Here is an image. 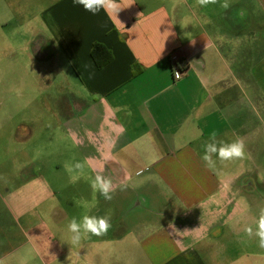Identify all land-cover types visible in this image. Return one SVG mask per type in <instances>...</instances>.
<instances>
[{
  "label": "crops",
  "instance_id": "1",
  "mask_svg": "<svg viewBox=\"0 0 264 264\" xmlns=\"http://www.w3.org/2000/svg\"><path fill=\"white\" fill-rule=\"evenodd\" d=\"M116 3L93 15L73 0H0V264H264L245 232L264 210V0ZM31 41L52 61L31 64ZM95 41L113 56L102 68ZM34 68L70 95L15 118L8 89L36 84ZM213 131L246 157L206 166ZM98 173L111 201L91 189ZM84 215L111 228L74 245L68 223Z\"/></svg>",
  "mask_w": 264,
  "mask_h": 264
},
{
  "label": "clouds",
  "instance_id": "2",
  "mask_svg": "<svg viewBox=\"0 0 264 264\" xmlns=\"http://www.w3.org/2000/svg\"><path fill=\"white\" fill-rule=\"evenodd\" d=\"M197 4L201 7H207L208 5H215L218 0H196ZM74 4L82 5L84 10L97 14L101 9L106 12L114 11L118 12L120 9L116 3V0H73ZM228 0H223L221 7L224 9L229 8ZM203 155L202 160L206 166L214 167L216 160L220 163L227 165L230 162L236 160H243L246 157L245 144L243 140L236 139L231 142L217 139V133L213 131L209 140L202 145ZM216 157V159H213ZM67 171L71 174V180L73 182L80 179L85 175V163L76 162L74 165H66ZM90 181V186L93 193L98 192L106 201L112 200V193L114 191L112 180L101 174H96L94 178L87 177ZM127 187V185H125ZM256 229L253 231L252 227H246L245 232L249 238L253 236L257 238L258 247L264 249V210H261L259 218L256 220ZM111 228L110 218L107 216H89L84 215L80 221H77L73 217L68 223V231L71 235V243L79 244L81 239L87 234H91L97 237L104 236Z\"/></svg>",
  "mask_w": 264,
  "mask_h": 264
},
{
  "label": "rangeland",
  "instance_id": "3",
  "mask_svg": "<svg viewBox=\"0 0 264 264\" xmlns=\"http://www.w3.org/2000/svg\"><path fill=\"white\" fill-rule=\"evenodd\" d=\"M38 39V37H37ZM34 40V38H33ZM32 40V41H33ZM31 43L29 44L30 46V63L31 64H37L38 61H42V60H48L50 59L52 56H49L45 59H42L44 57H38L39 54H37L35 51V49H37V44L35 43ZM23 58H26L25 52H23ZM260 57L257 55H255V63L258 61L257 59H259ZM53 58H51L50 61H52ZM30 77L33 78L35 80L36 84H33L32 86L28 87V88H23L20 86H13L11 91L7 92V95L12 96L14 98V105H13V112L15 113V118L20 116L22 117L23 114H27L29 115V117H37L38 115H42L48 113V112H56L57 111V107H59V104L57 103L58 100L64 98V97H69L70 95V89L69 87H58L57 83L54 82L53 79V72L52 71H37L36 68L31 69L30 73H29ZM39 79H46V84H43L42 81L37 83V80ZM51 83V84H49ZM25 100L30 101L29 104L25 103ZM45 102L43 104H41L40 102ZM66 101V99H63V101ZM42 113V114H41ZM15 124L16 122H18L15 119ZM34 123V126H30L31 127H40L42 120H33L32 121ZM20 158L19 155L15 156V162L17 161V158ZM54 159L50 158L49 159V163H53ZM17 174V167L15 166V172L14 175ZM19 176H14V183L13 186H18L19 185ZM1 185H0V192L4 193V191L1 189Z\"/></svg>",
  "mask_w": 264,
  "mask_h": 264
},
{
  "label": "trees",
  "instance_id": "4",
  "mask_svg": "<svg viewBox=\"0 0 264 264\" xmlns=\"http://www.w3.org/2000/svg\"><path fill=\"white\" fill-rule=\"evenodd\" d=\"M90 55L97 68L105 66L113 57L111 51L98 41L92 44Z\"/></svg>",
  "mask_w": 264,
  "mask_h": 264
},
{
  "label": "built area",
  "instance_id": "5",
  "mask_svg": "<svg viewBox=\"0 0 264 264\" xmlns=\"http://www.w3.org/2000/svg\"><path fill=\"white\" fill-rule=\"evenodd\" d=\"M179 75H180L179 73H175V77H179Z\"/></svg>",
  "mask_w": 264,
  "mask_h": 264
}]
</instances>
